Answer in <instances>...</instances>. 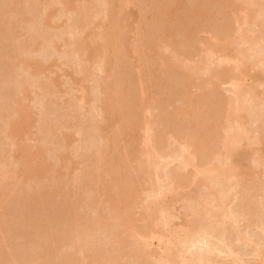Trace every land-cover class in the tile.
<instances>
[{
  "label": "rangeland",
  "instance_id": "obj_1",
  "mask_svg": "<svg viewBox=\"0 0 264 264\" xmlns=\"http://www.w3.org/2000/svg\"><path fill=\"white\" fill-rule=\"evenodd\" d=\"M105 2L0 0V264H169L162 255L168 252L163 244L169 239L168 248L170 244L173 247L169 254L176 249L181 255L175 264H199L201 257L200 263L236 264L230 257L233 252L244 264H264V257L257 252L261 249L264 256V164L260 166V162L255 163L260 167L244 165L247 179L260 176L262 191L253 194L250 190V196H256L252 203L245 202L249 190L239 185L237 178L234 182L235 177L207 182L211 188L215 185V194L221 191L216 194L220 200L210 187L207 191L212 194L201 188L199 196L208 200L211 195L217 203L210 199L208 206L200 197L207 210L197 226L205 229L201 227L199 232L196 228V237L195 232L192 236H205L217 250L194 247L190 251L179 241L183 238L179 232L174 233L183 224L177 217L186 212L182 203L185 192L197 178L208 174L203 172L206 164L227 165L224 145L234 132L242 138L233 107L235 90L240 83L248 85L244 84L248 75L240 74L237 60L221 62L214 45L238 42L247 51L249 65L256 66V72L264 70V38L255 39L256 44L243 41L256 33L264 20V0H114L117 27L111 31L120 41L122 67L117 76L113 73L114 80L109 79V88L104 81L106 65H100L113 59L100 54L101 47H105L102 51L111 48L100 37L109 13ZM251 7H256L255 11L261 8L260 13L249 17ZM246 98L245 104L251 106L252 101L248 103L250 98ZM262 105L257 118L263 120L264 99ZM102 108L109 110L112 143L103 175L108 180L114 178L116 189L125 197L130 193V221L122 216L125 206L119 212L111 210L99 193L102 174L98 157L101 148L105 149L99 130ZM257 120V126L260 123L264 129V122ZM151 135L161 155L155 156L160 176H153L154 181L139 174L140 160H150L145 158L149 157L144 143ZM235 139L234 135L231 141ZM198 150L202 151L200 157ZM184 154L197 156L193 161L198 167L183 168L180 158L183 160ZM173 175L179 182L172 181ZM172 182L183 192H178L181 204L177 200L169 208ZM161 188L168 189L166 198H170L169 204L162 205L169 211L174 205L176 214L171 212L173 219L167 218L171 224L163 227L168 232L162 240L165 235L169 238L162 243L155 240L152 228L146 232L153 224L145 219L148 205L166 193ZM230 198L235 200L233 205ZM225 199L231 208L224 206ZM245 203L251 204L250 208L255 205V214ZM189 217L190 221L196 219ZM145 232L154 238L142 237ZM175 235L183 245L170 243ZM51 236L55 243L47 248L44 244H50ZM97 247L101 249L97 251Z\"/></svg>",
  "mask_w": 264,
  "mask_h": 264
},
{
  "label": "bare ground",
  "instance_id": "obj_2",
  "mask_svg": "<svg viewBox=\"0 0 264 264\" xmlns=\"http://www.w3.org/2000/svg\"><path fill=\"white\" fill-rule=\"evenodd\" d=\"M106 8H107V11L109 10V13H108V19H107V23L105 24V25H102V29H101V32H100V37L102 36L104 39H102V40H104V41H102V43L103 42H105V46L107 47V46H111V48L114 50V54L112 55L111 54V52L113 53V50H111V48L110 49H108V47L106 48V51H109V52H106V51H102V50H104L105 49V47H104V49H103V47H101V53L100 54H106L105 56V58H107L108 60H110V58H113V59H111L112 61L111 62H109V63H107V61H105V59H103V60H101V62L102 61H105V64H104V62H102V63H100V65H103V67H104V65H106L105 66V68L103 69V71H104V73L106 74V78L105 77H102V79L103 78H105L104 79V81H105V83H107V81H108V84H106V86H108V88L109 87H111L110 86V82H109V79L110 80H114V78H116V76H117V74H118V72L120 73L121 72V63H120V60H119V48H120V41L117 39V34L115 33V31H111V30H116V21L117 20H115L116 19V17H114L115 16V12L113 11V3H114V0H106ZM257 6V5H256ZM260 7V6H259ZM259 7H257V11H255L256 10V7H251L250 8V14H249V17L250 16H252V15H255V14H257V13H260V11L259 10H261V8L258 10V8ZM257 12V13H256ZM248 17V18H249ZM264 21V20H263ZM262 21V22H263ZM262 22H260V24L258 25V30L256 31V33H253V35H250V36H248L247 38H244V36H242L241 37V39H243L244 38V43L245 44H249V43H251V41H255V39L256 40H260V39H263L264 38V24H261ZM1 31V30H0ZM101 37V38H102ZM259 40H258V42H259ZM262 42H263V40H261ZM260 41V42H261ZM257 42V43H258ZM261 42V43H262ZM260 43V44H261ZM254 44H256L255 42H254ZM240 45V44H239ZM238 45V42H230V43H228V44H226L225 46L224 45H214V53H215V56H217L218 58H220L221 59V62H223V63H229V62H231V61H233V60H237L236 62H237V65H238V70H239V72H240V74H242V75H248V76H245V77H247L248 78V80H246V81H244V84H245V82H249L248 83V85L247 84H245V85H247V86H245V85H241V83H240V85H239V87H237L236 88V94H237V100L235 99V101H234V103H235V105H234V107H233V112L235 111V113L237 114L236 115V123L237 124H239V128L240 129H238V130H240V133H241V135H242V138L240 139V137H239V135H238V137H239V139H238V137H236L237 136V134H238V132H234V134L232 135V134H230V135H228L227 137H229V136H231L232 135V138L231 137H229V139L225 142V145H224V147H226V151H227V155H225V158L227 159V161L225 160V162L227 163V165L225 166L224 165V167H222V166H219L218 164H217V166L215 165V164H211V166L209 165L210 163H208V164H206L205 166H207V167H203V172H207L208 174L207 175H203V178H197V179H200V180H197L196 179V181H194V183L191 185V187H189V191H187V192H185V196L183 195L184 193H182V195L184 196L183 198H184V200H183V205L185 206V209H186V212L184 213L183 211L184 210H182L181 212H183L180 216H176L178 219H183L182 221H183V224L181 223V228L179 229V230H177V231H175L174 233H178L179 232V234H180V237H183V238H180V240H179V238L178 239H174L175 237H176V235L175 236H173V238H171V239H173L176 243H173V240L172 241H170V243L172 242V244H179L180 242H185V244H187L188 246H189V249H190V251H191V249H193L194 250V247H197V248H199V247H203V248H206V249H208V251L210 250L211 252H213V251H215V250H217V248H215L214 247V245L213 246H210V242H211V240L209 239V243H208V238H205V236L201 239H198V237H197V239H195L194 238V235H195V237H196V230L198 229H201V227L202 226H200V228H198V226H197V223L201 220V216H204V214L202 215V213H203V211L205 210H207V206L205 207L204 206V204H206V205H208L209 206V204L208 203H210V202H208V200H210L211 198H213L214 199V197H212L211 195L209 196L208 195V197H210V199L208 198V200H206V197H204L203 195L201 196H199V193L201 192V188L203 189V187L205 188L204 189V191H206V193L208 192L207 190H209L211 187L210 186H208V183L207 182H209V180L210 179H213V182H215V179L217 180L218 179V181H219V178H222L223 180H224V178L226 177V179H228V178H232V177H235V178H233V180H234V182L236 181L235 179L237 178L238 179V182L237 183H239V185L241 184V185H243L242 187L243 188H246V189H248L249 191V196H250V190H252V192H255V193H253V194H256V192H260V191H262V188L260 187V184H261V181H259L260 180V176H257L258 174H255V177H252L251 179H247L246 178V176H245V173H244V171H245V169H244V165H256L255 163H259L260 162V166H262L263 164H264V129H262L263 128V126L262 125H260V123H259V127L257 126V122H256V120L258 119L257 118V112L259 111V112H261V108H262V103H263V99H264V89H263V87H264V72H262V71H264V70H258V72H256L257 70H255V68H256V66H255V68L254 67H251L249 64H250V61L249 60H247V59H249L248 57H246L247 55V51H246V49H244V48H242V46H241V48H240V46ZM262 45V44H261ZM108 49V50H107ZM263 49H264V47H263ZM262 49V50H263ZM231 50H233V52L231 51ZM246 51V52H245ZM264 51V50H263ZM102 52H104V53H102ZM109 54H111L112 55V57L109 55ZM108 56H109V58H108ZM216 57V59H218ZM103 58V57H102ZM106 59V60H107ZM219 60V59H218ZM225 61V62H224ZM227 61H229V62H227ZM249 63H248V62ZM251 63H253V62H251ZM254 64V63H253ZM248 65H249V69L251 68H254V70H253V72L252 71H250L249 69H248ZM252 65V64H251ZM254 66V65H253ZM100 71H101V69H100ZM115 72H117V73H115ZM113 73H115L116 74V76H115V74L113 75ZM103 76H104V74H103ZM112 76H115L114 78L112 77ZM113 79H112V78ZM113 82V81H112ZM105 83H104V85H105ZM115 85H116V83H114ZM116 89H117V91H119L118 90V88H117V86H116ZM235 94V95H236ZM105 95H107L106 93H105ZM109 97L111 98V95H109ZM246 97H248V98H250V100H247V102L248 101H252V103H251V106L249 105V104H245L246 103ZM246 98V99H245ZM85 100V99H84ZM261 101H262V103H261ZM261 103V106H260V103ZM233 103V104H234ZM248 103H250V102H248ZM251 107H249V106ZM246 106H248L250 109H248V108H246ZM103 107H105V106H103ZM103 109V111H102V113H103V120L100 122V124H103L102 126H101V128H100V126H99V130H101L100 132L102 133L101 135H102V138H101V140H103V141H101V144H102V146L105 148V149H102L101 148V154L99 153V159H98V163L100 164V166H98L99 168H100V174H102V177H101V181H100V197H102V199H103V201H104V203H105V205H108L110 208H111V210H116L117 212H119L120 211V207L121 206H125V208H124V210H123V217L126 219V220H128V221H130V213H131V210H132V204L130 203V201L128 200V198L127 197H130L131 195H130V193L128 192L127 194H126V197L123 195V194H121L117 189H116V187H115V180H114V178H110V180H108V179H106V177H104V175H103V172L106 170V168H107V162H108V160H107V158H108V147L110 148V146H111V141H110V137H109V125H110V122H111V120H110V116H109V110L107 111V109L105 108H102ZM209 109H207L206 111H207V113L209 112L208 111ZM262 111H264V110H262ZM203 112V111H202ZM213 112V111H212ZM234 113V114H235ZM259 114V113H258ZM262 114H263V112H262ZM262 114H259V115H262ZM263 116H264V114H263ZM257 119H256V118ZM255 118V119H254ZM260 117H259V122H261V121H263L264 122V118H263V120L261 119V121H260ZM254 120V121H253ZM257 120V121H258ZM148 122V121H147ZM147 122H146V124H147ZM256 123V125L255 126H253L254 124ZM264 124V123H263ZM147 125H149V122H148V124ZM261 126H262V128H261ZM253 127H255L254 128V130H253ZM258 128V129H257ZM235 128H233V130H234ZM149 130V132H148V134H150V131H151V127H150V129H148ZM232 130V131H233ZM237 130V131H238ZM236 131V130H235ZM27 133V132H26ZM252 133H255V134H252ZM252 136V140L250 139V135ZM100 135V136H101ZM152 135H154L155 137H156V135L155 134H152ZM152 135H151V137L149 136V137H147V139H146V143H144V144H146V146H147V148H146V146H145V148L147 149V150H145L144 152L146 153H142L141 155H143V154H145V155H147L149 158H147V157H145L146 159H150V160H147V162H145V160H140V162H143V163H139V174L140 175H142L144 178H150V181H154V178H153V176H156L157 175V177H159L160 175H158V173L160 174V172H159V170H160V168H159V170H158V173H156V171H157V169H158V167L156 166V164L157 163H155L156 161H157V158L155 157L157 154L159 155L160 153H158V150H159V145H158V142L156 141V139L154 138V137H152ZM235 135V141H231V139H233V136ZM253 135H255V138H254V136ZM247 136H249V139H247ZM254 138V139H253ZM238 139V140H237ZM249 140H251V141H249ZM237 141V143H235ZM240 141V142H239ZM104 143V144H103ZM158 146V147H157ZM103 150V151H102ZM108 150V151H107ZM100 151V150H99ZM160 152V151H159ZM169 152V151H168ZM157 153V154H156ZM183 153H185V152H183ZM182 153V154H183ZM171 156H172V153H169ZM174 154H175V152H174ZM177 154V153H176ZM175 154V155H176ZM186 154V153H185ZM185 154L182 156L181 155V157H183V160L180 158V161H182V167L183 168H185V167H189L190 165L191 166H193V165H195V167H198V165H196L195 164V161H193V159H198V157L197 156H199L200 157V154H202V151H200V150H198V153H197V156H196V158H194V157H192L191 158V156L189 155V156H185ZM144 155V156H145ZM143 156V157H144ZM168 156V155H167ZM128 157V156H127ZM161 157V155H159V158ZM173 157V156H172ZM177 157V156H176ZM129 158V157H128ZM156 158V160H154V159ZM171 158V157H170ZM151 159H153V161L151 160ZM155 161V162H154ZM158 162V161H157ZM197 162V161H196ZM225 163V164H226ZM141 164V165H140ZM221 164V163H220ZM209 165V166H208ZM213 165H215V166H213ZM159 166V165H158ZM257 167H260L259 166V164H257L256 165ZM160 167V166H159ZM194 167V166H193ZM200 167V166H199ZM221 167V168H220ZM253 168V167H252ZM198 169H200V168H198ZM258 169V168H257ZM202 170V169H201ZM256 170V168H254V170L253 171H255ZM202 172V173H203ZM156 173V174H155ZM199 173H201L200 172V170H199ZM155 174V175H154ZM146 175L148 176V177H146ZM174 176V180L172 179V181H178V180H180V179H178L177 177H175V175H173ZM200 176H201V174H200ZM228 176H230V177H228ZM250 176V175H249ZM137 177H139V176H137ZM136 177V179L138 180V181H140L139 180V178H137ZM143 177H141L140 176V178L142 179ZM216 177V178H215ZM219 177V178H218ZM228 177V178H227ZM262 177V176H261ZM148 178V179H149ZM221 179V180H222ZM129 182L132 184V185H134V181H133V179H131L130 177H129ZM220 180V181H221ZM211 182H212V180H210ZM228 182L227 183H229V180H227ZM232 181V180H231ZM179 182V181H178ZM181 182H183V181H181ZM210 182V183H211ZM226 182V181H225ZM221 183V182H220ZM226 183V184H227ZM172 184L173 185H175L174 186V189H171V188H169V187H172L171 185H169V187H168V189L169 190H171V194H169V192H166L168 189H166L165 190V188H163L164 189V192H166L165 194L162 192L163 191V189L161 190V192L163 193V195L164 196H162L165 200L167 199L166 197L168 196L167 195V193L169 194V195H172L171 196V199L170 198H168V199H170L169 201H170V204H169V201H168V199H167V201H165L163 198L161 199V200H157L156 202H154L157 198H159V196H161V192L159 191V196H156L155 195V197H157L153 202L154 203H152L151 204V206H150V204L148 205V211H146V213H145V219L146 220H148L149 219V222L151 221V223L153 224V226L151 225L150 226V223H149V229H148V231H146V232H148V233H150V229H151V231H153V232H151V233H153V235H154V237H155V240H156V238H158L157 239V241L159 240L160 242L161 241H163L162 240V236H164V232L166 231H163L164 229H163V227H165V228H167L165 225H169L168 223H170L171 224V222H168L169 220L168 219H173V216L172 215H174L175 213H173L174 212V210H173V212H172V209H173V206L176 204V202H177V200H179L178 202H180V200L182 199V197H181V193L179 194L178 192H181V191H179V189H178V183L177 184H174L173 182H172ZM214 184V183H213ZM222 184H223V182H222ZM236 184V183H235ZM235 184H234V186H235ZM176 185L178 186L177 187V189L175 188L176 187ZM209 185H211V184H209ZM218 185V184H217ZM221 185V184H220ZM225 184H223V186H224ZM228 185V184H227ZM237 185V184H236ZM213 188H211L210 189V191L212 192V193H214V191L212 190V189H214L215 187V185L213 186V185H211ZM233 186V187H234ZM126 187H129L128 186V184H126ZM207 187V188H206ZM210 187V188H209ZM222 187V186H221ZM221 187H219V188H221ZM227 187V186H226ZM236 187V186H235ZM248 187V188H247ZM173 188V187H172ZM236 188H238V185H237V187ZM235 188V189H236ZM241 188V187H240ZM261 188V189H260ZM218 189V188H217ZM224 189H225V187H224ZM257 190H259V191H257ZM224 191V190H223ZM244 191V190H243ZM246 191V190H245ZM155 192V191H154ZM183 192V191H182ZM203 192V191H202ZM202 192H201V194H202ZM210 192V193H211ZM215 192H217V191H215ZM219 192H221V191H219L218 190V196H219ZM226 192V191H225ZM224 192V193H225ZM237 192H240V191H237ZM206 193H203V194H206ZM209 193V192H208ZM209 193V194H210ZM211 193V194H212ZM223 193V192H222ZM245 193H247V191L245 192ZM244 193V194H245ZM215 193L213 194L214 196H215V198H216V195ZM226 194L227 193H225V195L224 196H226ZM230 194V193H229ZM207 195V194H206ZM222 195V194H221ZM246 195V194H245ZM244 196V195H243ZM252 196V197H251ZM251 196L250 197H247V195H246V200H245V202H248V203H252L253 201V197L255 196H253L252 195V193H251ZM169 197V196H168ZM200 197H204V201L206 202H204V201H202L201 200V198ZM220 197H222V196H220ZM229 197V196H228ZM230 197H232V196H230ZM234 197V196H233ZM256 197V196H255ZM180 198V199H179ZM219 197H217L216 199H218ZM251 199V202H250V199ZM213 199H211V201H213ZM226 199H227V197H226ZM226 199H225V201H226ZM229 199V198H228ZM227 199V200H228ZM164 200V201H163ZM215 200V199H214ZM219 200H220V198H219ZM221 200H223V199H221ZM243 200V201H244ZM256 199H254V201H255ZM216 201H218V200H216ZM230 201H231V198H230ZM235 201V200H234ZM234 201L232 202V205H233V203H234ZM243 201H241L242 203H243ZM165 202H167L166 203V205L167 204H169V208H170V205L171 204H173L174 203V205H172V209H171V211H169L168 209H165L164 208V206H165ZM184 202H187V204H184ZM204 203V204H203ZM215 203H217V202H215ZM214 203V201L212 202V204H215ZM221 203V202H220ZM241 203V204H242ZM162 204H164V206L162 205ZM177 204H179V203H177ZM180 204H181V202H180ZM212 204H210V205H212ZM224 204V206L225 205H227V207H229V205H230V208H231V203L230 202H228V201H226V202H224L223 203ZM255 204H256V202H255ZM245 207H247L248 206V208L251 210V208L254 206L255 207V205L254 204H252V207L250 208V206H251V204H250V206L248 205V204H246L245 203ZM150 206V207H149ZM184 206L183 207H181L182 209L184 208ZM243 206H244V204H243ZM242 207V206H241ZM252 208L253 209V212H254V210H255V208ZM145 208H147V207H145ZM166 208H167V206H166ZM206 208V209H205ZM248 208H246L247 210H248ZM145 210H147V209H145ZM168 210V211H167ZM229 210V209H228ZM165 211V213L163 214V212ZM204 211V212H205ZM231 211V210H230ZM245 211V210H244ZM160 212L163 214H161L162 216L161 217H159V214H160ZM168 212H170V214H169V216H166L167 215V213ZM171 212H172V215H171ZM248 212H250V211H248ZM192 213V214H191ZM231 213H232V211H231ZM251 213V212H250ZM166 214V215H165ZM253 214H255V212L253 213ZM252 214V215H253ZM165 215V216H164ZM170 215H171V217H170ZM176 215V214H175ZM196 216L195 218V220H192L191 219V221L190 220H188V218H190L189 216ZM182 216H183V218H182ZM147 217H148V219H147ZM175 217V216H174ZM191 217V218H192ZM253 217H255V216H253ZM168 218V219H167ZM176 218V219H177ZM165 219H167V220H165ZM175 219V218H174ZM175 219V220H176ZM194 219V218H193ZM204 219V218H203ZM206 219V218H205ZM256 219V218H255ZM202 222H203V220H201ZM232 221H233V219H232ZM173 222V221H172ZM201 222V223H202ZM234 222V221H233ZM200 223V225H202ZM256 223V222H255ZM254 223V224H255ZM84 225H85V227H84V225H83V227H84V229L86 228V224L85 223H83ZM123 226H125V223H123ZM170 226V225H169ZM171 228V227H170ZM197 228V229H196ZM204 227H202V229H203ZM205 229V228H204ZM197 230V231H198ZM202 231V230H201ZM145 232V233H146ZM166 232H168V231H166ZM195 232V233H194ZM199 232H200V230H199ZM148 233H146L145 235H144V233H142L141 234V236L142 237H149L150 235L148 234ZM171 233V232H170ZM194 233V235L192 236V234ZM202 233V232H201ZM163 234V235H162ZM172 234V233H171ZM210 233L208 232V236L210 237V235H209ZM146 235H149V236H146ZM200 234H198V236H199ZM203 235V234H202ZM205 235H207V233L205 234ZM223 235L224 236H222L223 237V241H225L224 239L225 238H227L226 236H225V234L223 233ZM201 236V235H200ZM199 236V237H200ZM208 236H206V237H208ZM85 237V236H84ZM151 237H153L152 235H151ZM151 237H149V238H151ZM153 237V238H154ZM52 238V239H51ZM147 238H144L145 239V241H146V239ZM153 238H152V240H153ZM165 238H166V240H167V238H169L168 236L166 237V235H165V237H164V241H166L165 240ZM177 238V237H176ZM48 239H49V237H48ZM54 240V238L51 236L50 237V239H49V243L50 244H48V243H46V244H44V245H46L47 246V248H52V241ZM80 240V239H79ZM84 240H86V239H84ZM89 239H87L86 241H88ZM148 240V239H147ZM170 240V239H169ZM169 240H167V245L165 244V242H164V246H166L167 247V250H168V252H166V255L165 254H162L163 256H165L164 258H165V262H167V263H169V264H175L176 263V260L177 261H179L178 260V258H180V256L181 255H179L178 254V252L176 251V253H175V250L176 249H174L173 250V252L177 255H175L174 253H170L169 254V250H171V249H173V247L171 246V244H170V248L171 249H169L168 248V245H169ZM176 240H179L180 242L179 243H177V241ZM182 240V241H181ZM228 240V239H227ZM226 240V241H227ZM48 241V240H47ZM81 241V240H80ZM79 241V242H80ZM83 241V240H82ZM86 241H83L84 243H86ZM54 243H55V241H53ZM83 242H81V244H79V245H81V246H79L80 247V249H82V251H83V248H82V246H84V245H82L83 244ZM183 242V243H184ZM52 243V244H51ZM162 243V242H161ZM183 243L181 244V245H183ZM212 243V242H211ZM87 244V243H86ZM85 244V245H86ZM160 244V243H159ZM213 244V243H212ZM49 245H51V246H49ZM175 245H173V246H175ZM186 245V246H187ZM45 246V247H46ZM97 246H99V245H97ZM163 246V247H164ZM185 246V245H184ZM186 246L184 247V249L186 248ZM188 246H187V248H188ZM86 247V246H85ZM161 247V246H160ZM166 247H164V251L166 250ZM162 248V247H161ZM196 248V249H197ZM202 248V249H203ZM101 248H99V247H97V251L98 250H100ZM205 249V250H206ZM186 250V249H185ZM201 250V249H200ZM92 251V250H91ZM163 251V253H165ZM203 251V250H202ZM187 252H189V251H187ZM257 252H258V255H259V257H264L263 256V253L261 252V249H259V248H257ZM84 253V252H83ZM219 253H222V252H219ZM235 252H233V253H231L230 254V257H232V259H234V262L236 263V264H244V262H241V260H239V256L238 255H236V254H234ZM178 255H179V257H178ZM85 256V255H84ZM162 256V257H163ZM161 257V259H163L164 260V258H162ZM177 257V258H176ZM201 257V256H200ZM200 257H198V258H200ZM202 259H203V257H201L200 258V262L202 261ZM204 260V259H203ZM14 261V260H13ZM160 261H162V260H160ZM199 262V264H205V263H200ZM205 262V261H204ZM163 263H164V261H163ZM166 264V263H165Z\"/></svg>",
  "mask_w": 264,
  "mask_h": 264
}]
</instances>
